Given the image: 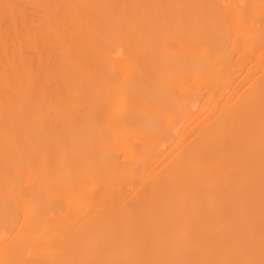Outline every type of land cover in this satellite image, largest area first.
Listing matches in <instances>:
<instances>
[{"label": "bare ground", "instance_id": "obj_1", "mask_svg": "<svg viewBox=\"0 0 264 264\" xmlns=\"http://www.w3.org/2000/svg\"><path fill=\"white\" fill-rule=\"evenodd\" d=\"M0 264H264V0H0Z\"/></svg>", "mask_w": 264, "mask_h": 264}]
</instances>
